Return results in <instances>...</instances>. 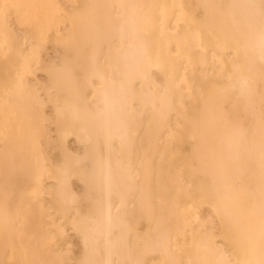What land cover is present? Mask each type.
<instances>
[{"label":"bare ground","instance_id":"obj_1","mask_svg":"<svg viewBox=\"0 0 264 264\" xmlns=\"http://www.w3.org/2000/svg\"><path fill=\"white\" fill-rule=\"evenodd\" d=\"M23 2L0 0V264H264V0Z\"/></svg>","mask_w":264,"mask_h":264},{"label":"rangeland","instance_id":"obj_2","mask_svg":"<svg viewBox=\"0 0 264 264\" xmlns=\"http://www.w3.org/2000/svg\"><path fill=\"white\" fill-rule=\"evenodd\" d=\"M33 2L35 0H24V2ZM61 3H65L66 0H59ZM23 2V3H24ZM70 5V2H66L64 7H68ZM7 17L9 19V22L14 24V27L16 28V31H17V36L19 39L22 40V38H24L23 40L26 39V36H31L32 35V29L31 27H25V26H22L21 24L18 23L17 21V16H16V13L12 11H8L7 12ZM32 42V41H31ZM30 41L26 43V51H29V49H31V43ZM31 44V45H29ZM25 46V47H26ZM42 56L43 58H45L46 61H49V60H52L54 59V50L52 49L51 46L48 47L47 50L43 51L42 52ZM48 58V59H46ZM37 77L39 78V81L43 84L47 82V79H46V76L45 74H43L42 72H37ZM41 77V78H40ZM46 79V80H44ZM48 112L51 113L52 112V109H50V107H48ZM259 121H264V119H259ZM51 133H53L52 135H55V132L52 131ZM57 142L54 144V147L53 148H49V153L50 155L53 157V159L56 161V162H59L61 161V152H60V149L57 147ZM67 145L71 148V150L74 152V154H78V153H82L83 152V149L80 148V146L75 142V140L73 139V137H70L68 142H67ZM56 146V147H55ZM58 156V157H57ZM72 183H73V187L75 189V191L79 194V192L81 194L79 195H83L82 193H84V187H83V184L79 181V180H72ZM82 190V191H81ZM203 211V212H202ZM201 213H202V216L209 222L213 223V225H218V222L214 219V216H213V213L208 209V208H202L201 209ZM69 236H70V241L72 243L71 245V248H72V253L75 255V256H82V245L79 241V239L77 238V236L75 235V233L72 231V230H69Z\"/></svg>","mask_w":264,"mask_h":264}]
</instances>
